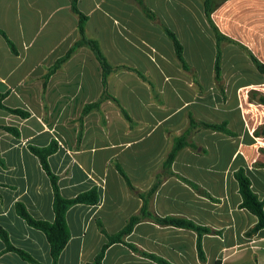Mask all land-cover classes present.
Listing matches in <instances>:
<instances>
[{
  "label": "crops",
  "instance_id": "0c3cea01",
  "mask_svg": "<svg viewBox=\"0 0 264 264\" xmlns=\"http://www.w3.org/2000/svg\"><path fill=\"white\" fill-rule=\"evenodd\" d=\"M145 2L182 44L200 88L182 68L163 28L136 2H78L88 17V37L99 43L110 64L141 72L158 93L154 96L149 82L133 71L110 75V94L137 124L130 127L111 100L81 120L84 107L103 92L102 69L90 48L81 47L49 73L79 38L71 0H0V30L17 49L14 54L0 34V101L28 113L22 117L0 108V264L53 262L45 233L18 213L22 205L36 220H55L52 184L33 149L53 147L48 164L59 177L64 198L98 188V204L68 209L70 238L57 262L91 264L107 242L97 220L114 235L143 205L115 162L138 191H148L162 171L173 138L188 128L190 114L208 124L226 122L234 135L195 130L189 141L197 149L186 146L179 151L173 175L163 178L149 209L216 231L202 237L206 260L199 259L195 231L150 219L136 224L124 242L171 264H264V229L246 235L258 220L240 207L234 177L244 169L264 203V136L256 134L264 126V105L258 101L264 95V74L250 56L264 64V0H227L213 11V23L233 41L222 45L220 84L215 78L217 39L204 0ZM104 264L158 263L118 243L106 250Z\"/></svg>",
  "mask_w": 264,
  "mask_h": 264
},
{
  "label": "trees",
  "instance_id": "16d2710c",
  "mask_svg": "<svg viewBox=\"0 0 264 264\" xmlns=\"http://www.w3.org/2000/svg\"><path fill=\"white\" fill-rule=\"evenodd\" d=\"M136 2L140 8L142 9L143 13L148 17L150 20L154 21L155 23L159 24L165 33L168 35L170 40L173 43L176 57L178 61L180 62L182 68L188 72L195 84L200 88L198 78L196 76L195 71L193 70L192 67L188 65L186 60L184 59V54H183V46L176 37V35L167 27L163 26L162 23L160 22L158 16L146 5L145 0H132ZM227 0H204V9H205V14L208 19V22L213 30V32L216 35L217 39V55H216V62H215V78L218 84L221 83L222 77H221V49L223 43H230L233 42L231 39L228 37L224 36L221 34V32L218 30V28L215 26L211 19V15L213 11L219 7L222 3H224ZM78 2L79 0H71V9L72 11L77 15L78 17V33H79V38L74 44L70 47V49L67 51V53L60 58L56 64L50 69L49 73L55 72L57 69H59L70 57H72L73 54L76 53L78 49L81 47H88L90 48L98 62L100 63L101 69H102V85H103V92L102 95L100 96L99 100L88 104L84 107L81 120L83 119L84 116H86L88 113L92 111H100V106L103 101L105 100H111L114 102L118 108L120 109V113L122 117L128 122L130 127L136 126V122L130 117L128 112L123 108V106L120 104V102L110 94L108 90V81L109 77L113 72H116L118 70H129L137 73L143 80L149 82V84L152 87V90L154 92V96H157L158 93L155 89L154 84L148 80V78L143 75L141 72L132 69L130 67L126 66H113L110 64V62L107 60L105 57L104 53L102 52L99 43L92 39L89 38L87 33H86V22L88 17L80 12L78 8ZM0 34L5 38V40L8 43L9 48L14 54H17V49L15 47V44L7 37L5 32L0 30ZM252 61L258 68V70L264 74V64L261 63L254 55L250 54ZM261 104L264 105V95H262L259 100ZM0 108L6 109L10 111L11 113L18 114L22 117H26L28 115L27 112H23L20 110H13L6 108L0 101ZM200 129H211L215 131H221L224 132L228 135H234V133L228 128V125L226 122L222 124H208L204 122H200L196 120L191 114L189 115V126L184 131L183 134L180 136L174 137L173 138V143L172 147L169 151V153L166 156V159L163 163L162 166V171L156 175L155 182L152 185V187L146 191V192H141L138 191L130 182L128 176L117 162H115L116 168L118 171L121 173V175L124 177L126 183L128 184L129 189L139 196L142 201L143 205L139 211L138 214L132 216L126 226L119 231L118 233L114 235H110L106 232V230L103 227V224L101 221L97 220L98 228L101 231L102 234L105 235L107 242L103 245L102 249L98 253V255L94 258L93 262L91 264H104V256L106 253V250L114 244L122 243L125 244L130 250H132L135 253H139L142 256L149 258L153 260L154 262L158 264H171L167 260L158 257L153 254H148L143 251H140L136 246L133 244H128L124 242V237L129 235L136 224H138L140 221L144 219H150L160 225H169V226H175L179 228H185L189 230H193L197 233V252L199 259L204 262L206 260L205 253L202 247V237L204 234L208 233H217L216 231L212 230L211 228L200 226L195 224L194 222L184 219V218H177V217H161L158 216L154 213H152L149 209V204L151 198L154 196L155 192L159 188L162 180L166 176L173 175V172L171 170L172 163L175 160L177 154L181 149H183L186 146H190L194 149H197L196 145L192 144L189 141V138L191 134L195 130H200ZM8 130H12L8 128ZM256 134L258 135H263L264 136V126H262L258 131H256ZM57 145V143H56ZM58 146V145H57ZM53 147L47 148V149H33L34 153L39 157L41 164L48 174L52 188L54 191V213H55V220L53 222H46V221H40L34 219L30 214L26 211V209L22 205H18V213L19 215L25 219L30 225L34 226L37 229H40L43 231L48 239L49 245H50V253L52 257V264H57L58 258L63 251L64 247L66 246L69 238H70V232L69 228L67 225L66 221V213L70 207L76 204H88V205H95L98 204L100 201V194L98 191V188H93L89 190L88 192L79 194L75 198L72 199H66L64 198L59 189L58 185V180L59 177L56 176L52 171L50 170L49 164H48V156L53 152ZM264 165V164H263ZM234 177L238 183L239 187V193L242 198V202L240 204L241 208H245L248 211H250L252 214H254L257 217V224L251 228L246 235L251 236L252 234L264 229V203L261 201L258 197V195L254 192L252 188V182L250 178L247 176L245 173L244 169H240L234 173ZM184 182L189 184L194 190H196L198 193L201 195H204L210 199H213L210 194H208L206 191L202 190L199 188V186L185 178H182ZM5 237V236H4ZM9 248L13 249L11 246ZM19 253L26 259L31 260V257L22 251H19ZM219 264V263H217Z\"/></svg>",
  "mask_w": 264,
  "mask_h": 264
}]
</instances>
